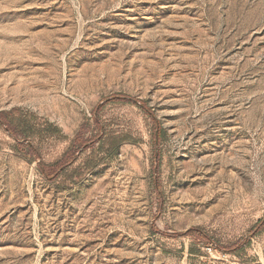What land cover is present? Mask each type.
I'll return each instance as SVG.
<instances>
[{
	"label": "rangeland",
	"instance_id": "374dc122",
	"mask_svg": "<svg viewBox=\"0 0 264 264\" xmlns=\"http://www.w3.org/2000/svg\"><path fill=\"white\" fill-rule=\"evenodd\" d=\"M98 106L128 141L84 153L73 168L98 166L72 181L48 182L0 128V264H264V0H0V112L69 140ZM191 228L217 247L168 237Z\"/></svg>",
	"mask_w": 264,
	"mask_h": 264
},
{
	"label": "trees",
	"instance_id": "16d2710c",
	"mask_svg": "<svg viewBox=\"0 0 264 264\" xmlns=\"http://www.w3.org/2000/svg\"><path fill=\"white\" fill-rule=\"evenodd\" d=\"M114 103H130L132 100L126 96L116 94L112 96ZM146 113L147 107L144 101H138ZM103 107H96L92 118H86V121L79 127L73 138L66 140L62 131L55 124L48 121H38L36 116L28 111L20 109H11L9 111L0 112V128L4 133L14 141L11 146L12 150L22 156L28 163L37 162V169L40 174L50 183H57L64 176H68L69 180L79 179L85 171L92 170L98 166L96 159L92 161L86 160L81 165L76 164L81 160L84 153L94 151L103 153L106 157H113L117 154L120 146L128 141L125 136H112L104 130L103 124L100 122V113ZM151 121L154 123L153 127V143L158 146L159 141L163 137L164 129L161 124L156 123L152 114H148ZM90 128H93L90 134ZM68 141V147L61 157L51 163H45L41 158V147L49 141ZM156 165L159 164L160 155L154 152ZM155 172L154 183H158V176ZM264 231V217L252 228L253 235H257ZM163 235V234H161ZM168 236V235H166ZM170 238H190L192 240L190 254L195 253L193 247L200 246L203 248L217 247V242L213 237H210L201 228H191L187 232L168 236ZM234 255H238L242 248V241L234 246ZM230 253V252H229Z\"/></svg>",
	"mask_w": 264,
	"mask_h": 264
}]
</instances>
